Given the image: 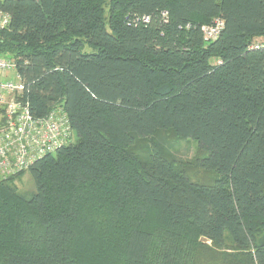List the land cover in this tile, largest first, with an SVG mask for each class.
<instances>
[{
    "label": "trees",
    "instance_id": "16d2710c",
    "mask_svg": "<svg viewBox=\"0 0 264 264\" xmlns=\"http://www.w3.org/2000/svg\"><path fill=\"white\" fill-rule=\"evenodd\" d=\"M0 9V56L15 60L31 114L60 105L72 129L28 168L30 195L11 185L23 172L0 181V264H264V47L250 48L264 0ZM168 134L197 143L208 178L176 165Z\"/></svg>",
    "mask_w": 264,
    "mask_h": 264
},
{
    "label": "built area",
    "instance_id": "2783aa9c",
    "mask_svg": "<svg viewBox=\"0 0 264 264\" xmlns=\"http://www.w3.org/2000/svg\"><path fill=\"white\" fill-rule=\"evenodd\" d=\"M167 12H162L166 17ZM147 23L149 16H142ZM10 15L0 9V30L10 24ZM221 18L203 25L206 42L214 41L223 30ZM264 47V37L254 40L250 48ZM24 84L15 60L0 56V181L28 170L44 155L55 153L72 139V129L62 106L57 105L46 116L36 118L24 100Z\"/></svg>",
    "mask_w": 264,
    "mask_h": 264
},
{
    "label": "rangeland",
    "instance_id": "374dc122",
    "mask_svg": "<svg viewBox=\"0 0 264 264\" xmlns=\"http://www.w3.org/2000/svg\"><path fill=\"white\" fill-rule=\"evenodd\" d=\"M254 40L258 41V38H255ZM86 49H90V48L86 47ZM0 116H1V107H0ZM74 136L75 135H73V137ZM147 142H148L147 140L140 141L139 145L142 144L144 145ZM165 144H167L169 150L172 151L171 153L175 152L177 157L180 159L179 162H175L176 165L180 168H184L191 180L201 181L210 176V173L200 168V166H198L197 164V157L199 151H198V145L195 141L181 140L171 134H168ZM11 185L16 189L17 192L21 194H25L26 196L30 195L32 192L35 191L33 179L29 174V172H27V170L24 171L23 174H21L18 178H15L11 182Z\"/></svg>",
    "mask_w": 264,
    "mask_h": 264
},
{
    "label": "water",
    "instance_id": "95a60500",
    "mask_svg": "<svg viewBox=\"0 0 264 264\" xmlns=\"http://www.w3.org/2000/svg\"><path fill=\"white\" fill-rule=\"evenodd\" d=\"M200 240L203 241V242H207V239L204 238V237L200 238Z\"/></svg>",
    "mask_w": 264,
    "mask_h": 264
}]
</instances>
